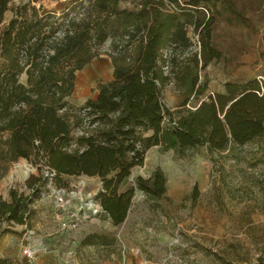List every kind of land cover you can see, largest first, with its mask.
<instances>
[{
	"label": "trees",
	"instance_id": "1",
	"mask_svg": "<svg viewBox=\"0 0 264 264\" xmlns=\"http://www.w3.org/2000/svg\"><path fill=\"white\" fill-rule=\"evenodd\" d=\"M10 0H0V23ZM38 0L11 8L0 27V177L20 157L29 158L46 179L97 176L94 199L113 225L126 217L134 187L118 186L141 165L144 151L159 145L182 153L241 146L264 135V81L225 82L193 108L170 111L161 102L165 87L180 95V106L198 99L205 66L220 58L210 41L214 14L232 12L230 0H70L60 11ZM197 33L198 46L188 31ZM109 40L111 78L96 84V95L79 106L68 102L75 72ZM24 81H20V76ZM136 189L158 198L165 192L162 170L136 176ZM0 199V222L25 224L27 200L9 191ZM107 237L87 233L81 245L101 246ZM0 264H11L0 258Z\"/></svg>",
	"mask_w": 264,
	"mask_h": 264
},
{
	"label": "rangeland",
	"instance_id": "2",
	"mask_svg": "<svg viewBox=\"0 0 264 264\" xmlns=\"http://www.w3.org/2000/svg\"><path fill=\"white\" fill-rule=\"evenodd\" d=\"M26 0H10L11 8ZM70 0H38L44 9L60 11ZM138 0H119L132 7ZM235 14H214L210 41L220 58L205 66L199 80L206 88L198 99L180 106V95L165 87L161 102L170 111L193 108L208 93L223 92L225 82L250 78L264 81V0H230ZM188 35L198 46V35ZM109 40L100 53L75 72L68 102L79 106L96 95L97 82L111 78ZM20 81L24 77L20 76ZM156 167L166 179L165 192L151 198L135 188L134 178H147ZM29 158L12 162L0 177V199L9 191L27 200L25 224L0 222V258L26 264L21 250L29 246L35 258L28 264H264V135L241 146L208 150L200 145L177 153L159 145L148 147L141 165L130 169L118 186L134 187L124 220L113 225L98 211L89 214L100 189L97 176L60 175L46 179ZM63 205L60 206V201ZM88 215L87 217H83ZM87 233L104 235L108 243L81 245Z\"/></svg>",
	"mask_w": 264,
	"mask_h": 264
},
{
	"label": "built area",
	"instance_id": "3",
	"mask_svg": "<svg viewBox=\"0 0 264 264\" xmlns=\"http://www.w3.org/2000/svg\"><path fill=\"white\" fill-rule=\"evenodd\" d=\"M61 203L59 204L60 206L63 205V201H60ZM89 214H96L98 211H101L99 204H94L91 201V205L89 206ZM88 215H84L83 217H87ZM22 254V259L23 261L28 264L31 263L34 258H35V251L31 249L29 246H24L23 249L21 250Z\"/></svg>",
	"mask_w": 264,
	"mask_h": 264
},
{
	"label": "crops",
	"instance_id": "4",
	"mask_svg": "<svg viewBox=\"0 0 264 264\" xmlns=\"http://www.w3.org/2000/svg\"><path fill=\"white\" fill-rule=\"evenodd\" d=\"M2 200H4V199L2 198Z\"/></svg>",
	"mask_w": 264,
	"mask_h": 264
},
{
	"label": "water",
	"instance_id": "5",
	"mask_svg": "<svg viewBox=\"0 0 264 264\" xmlns=\"http://www.w3.org/2000/svg\"><path fill=\"white\" fill-rule=\"evenodd\" d=\"M200 101H201V100H200ZM200 101H199V102H200ZM199 102H198V103H199Z\"/></svg>",
	"mask_w": 264,
	"mask_h": 264
},
{
	"label": "bare ground",
	"instance_id": "6",
	"mask_svg": "<svg viewBox=\"0 0 264 264\" xmlns=\"http://www.w3.org/2000/svg\"><path fill=\"white\" fill-rule=\"evenodd\" d=\"M91 203V202H90Z\"/></svg>",
	"mask_w": 264,
	"mask_h": 264
}]
</instances>
